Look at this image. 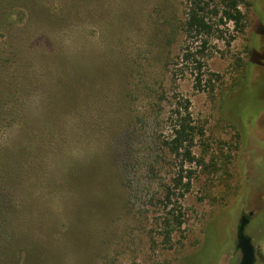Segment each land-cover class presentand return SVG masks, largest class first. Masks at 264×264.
<instances>
[{
    "label": "rangeland",
    "instance_id": "obj_1",
    "mask_svg": "<svg viewBox=\"0 0 264 264\" xmlns=\"http://www.w3.org/2000/svg\"><path fill=\"white\" fill-rule=\"evenodd\" d=\"M24 3L0 0V264H237L248 213L264 264V0L222 39L179 34L181 0Z\"/></svg>",
    "mask_w": 264,
    "mask_h": 264
},
{
    "label": "trees",
    "instance_id": "obj_2",
    "mask_svg": "<svg viewBox=\"0 0 264 264\" xmlns=\"http://www.w3.org/2000/svg\"><path fill=\"white\" fill-rule=\"evenodd\" d=\"M21 6H24L25 0H18ZM245 3V0H181V5L184 12V17L179 24L177 25V31L179 34L185 37H190L194 39V36L210 37L216 33L217 38H223V32L221 29H218L220 25L230 23L233 26V29L243 32L244 30V13L241 11V6ZM25 7V6H24ZM9 9H6V16H11ZM48 11V10H47ZM62 11V9H61ZM49 14V11H48ZM61 13H56L52 18H49V21L54 20L55 17ZM43 15V14H42ZM49 17V16H48ZM46 17V18H48ZM42 18V17H41ZM45 18V19H46ZM44 19V18H42ZM214 20H218L217 22ZM171 26H168L167 36L165 35V40L167 43H170L169 29ZM232 37H230L231 39ZM165 42V44H166ZM207 40L202 39L201 46L204 48ZM231 41H227V44H230ZM61 48V47H60ZM62 51V49H61ZM189 53L185 55V58H189ZM59 59L61 67L58 73L59 81L55 82V88L59 91H63L68 87L67 83L64 81V78L71 72L74 77V82L80 87L82 86L81 82V68H79V62L69 67L66 62V57L63 53H60ZM182 121L178 123L177 129H175L174 138L172 140L173 148L178 150L183 147V144L191 143L193 140L192 128L188 125V122L185 123L186 118L181 117ZM186 155L189 160H193L190 157L189 151H186Z\"/></svg>",
    "mask_w": 264,
    "mask_h": 264
},
{
    "label": "water",
    "instance_id": "obj_3",
    "mask_svg": "<svg viewBox=\"0 0 264 264\" xmlns=\"http://www.w3.org/2000/svg\"><path fill=\"white\" fill-rule=\"evenodd\" d=\"M247 215H242L236 226V248L240 252V259L237 264H255L256 263V249L254 247L252 238L247 234L246 227L249 222Z\"/></svg>",
    "mask_w": 264,
    "mask_h": 264
},
{
    "label": "flooded vegetation",
    "instance_id": "obj_4",
    "mask_svg": "<svg viewBox=\"0 0 264 264\" xmlns=\"http://www.w3.org/2000/svg\"><path fill=\"white\" fill-rule=\"evenodd\" d=\"M256 264V263H255Z\"/></svg>",
    "mask_w": 264,
    "mask_h": 264
}]
</instances>
